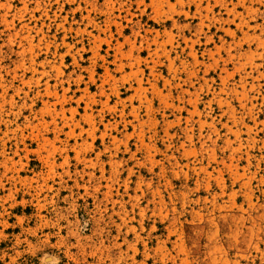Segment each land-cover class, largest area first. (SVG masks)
I'll return each instance as SVG.
<instances>
[{
	"label": "rangeland",
	"instance_id": "obj_1",
	"mask_svg": "<svg viewBox=\"0 0 264 264\" xmlns=\"http://www.w3.org/2000/svg\"><path fill=\"white\" fill-rule=\"evenodd\" d=\"M0 264H264V0H0Z\"/></svg>",
	"mask_w": 264,
	"mask_h": 264
}]
</instances>
